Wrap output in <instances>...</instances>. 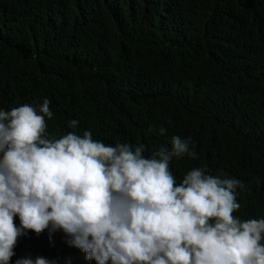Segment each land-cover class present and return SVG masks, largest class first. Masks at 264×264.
I'll use <instances>...</instances> for the list:
<instances>
[{
	"label": "trees",
	"instance_id": "obj_1",
	"mask_svg": "<svg viewBox=\"0 0 264 264\" xmlns=\"http://www.w3.org/2000/svg\"><path fill=\"white\" fill-rule=\"evenodd\" d=\"M43 98L51 137L90 131L146 157L191 137L177 183L222 170L247 185L234 215L264 218V0H0V109ZM66 240L29 231L10 264H95Z\"/></svg>",
	"mask_w": 264,
	"mask_h": 264
},
{
	"label": "clouds",
	"instance_id": "obj_2",
	"mask_svg": "<svg viewBox=\"0 0 264 264\" xmlns=\"http://www.w3.org/2000/svg\"><path fill=\"white\" fill-rule=\"evenodd\" d=\"M50 103L0 109V264L21 236L45 230L62 231L95 264H264V218L234 215L245 183L206 167L177 183L170 162L197 157L191 137L173 136L147 157L139 142L111 146L90 131L55 138L46 134Z\"/></svg>",
	"mask_w": 264,
	"mask_h": 264
}]
</instances>
